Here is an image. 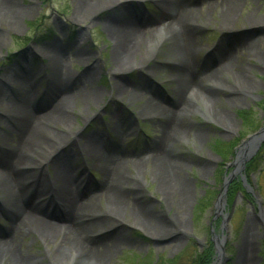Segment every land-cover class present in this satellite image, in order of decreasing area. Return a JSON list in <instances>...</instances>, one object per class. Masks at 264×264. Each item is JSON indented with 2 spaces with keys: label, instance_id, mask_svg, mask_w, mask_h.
Wrapping results in <instances>:
<instances>
[{
  "label": "rangeland",
  "instance_id": "1",
  "mask_svg": "<svg viewBox=\"0 0 264 264\" xmlns=\"http://www.w3.org/2000/svg\"><path fill=\"white\" fill-rule=\"evenodd\" d=\"M180 1L195 8L185 23L189 70L201 80L193 93L181 90L184 32L165 18L176 0H0V91L19 97L0 116V156L22 150L18 174L33 182L16 200L13 185L0 183V229L15 232L22 260L12 263L0 250V264H194L216 223L225 256L216 253L213 263L238 264L245 239L251 264H264V163L248 176L254 200L240 192L220 210L218 177L234 158L221 160L210 146L219 140L228 152L257 132L244 130L238 110L253 108V119L263 118L264 0H237L228 21L206 0ZM127 22L141 35L121 45L116 32ZM216 56L221 69L203 81ZM35 114L46 117L36 122ZM27 121L35 133L22 142ZM106 157L115 163L108 170ZM162 159L171 164L160 167ZM214 189L212 205L198 213L195 206ZM89 191L85 203L94 204L71 223L93 226L83 239L100 251L82 263L68 229L45 232L37 220L52 215L69 225L54 200L79 205ZM105 191L120 202L108 203Z\"/></svg>",
  "mask_w": 264,
  "mask_h": 264
},
{
  "label": "bare ground",
  "instance_id": "2",
  "mask_svg": "<svg viewBox=\"0 0 264 264\" xmlns=\"http://www.w3.org/2000/svg\"><path fill=\"white\" fill-rule=\"evenodd\" d=\"M178 1V6L176 9H174L172 12L170 13H166L165 18L170 20V24L172 23H176L179 24L182 27V30L184 32V34L182 35V38L184 36V39H182V42L180 43L181 46V50L183 52V56L185 58V63H184V67L182 68L184 71V78H183V84L181 85V90L185 89L187 91V93H193L194 91H199V89H197L200 85L199 82H201V80H197V77L192 75L193 72H191L189 70V46H190V38L186 33V25L185 23L194 15L195 13V8L194 5L188 4V3H184L180 0H176ZM209 4L210 8H218V6L221 8L220 12H221V17L225 18L223 20L228 21L232 15L230 16L231 11L234 9V7L236 6V1L237 0H206ZM0 6H2V3L0 2ZM167 25V26H168ZM118 29V28H116ZM116 34L118 35L119 41L121 45H128V44H132V43H137V39L140 38L139 35H141V30L140 27L136 26L135 24H130L125 27H120L118 29V32H116ZM137 47V46H136ZM79 53H82V51H79ZM219 60V61H218ZM222 67V60L220 58H218L216 56V62H214L209 68H207L206 70H203L202 73H204V78L203 81H209L210 79L213 78V75L218 72ZM92 71L95 72L96 68L91 69ZM20 86L23 84V82H19ZM30 84H33V81L30 82ZM25 85V83H24ZM29 93V92H28ZM3 97L5 99H7V103H5V100L3 99ZM2 101H0V116L6 114L7 112L10 111V106L13 103V101L17 100V97H15L14 94L10 93V92H5L1 98ZM11 102V103H10ZM58 104H60V102H58ZM5 105V106H4ZM50 115V114H49ZM46 115H41V114H35L34 115V121L38 122L39 120H41V118ZM23 130L26 131V133L22 134L21 140L26 141L27 139H30V137L35 133V126L27 121L24 125H23ZM22 150L19 151L16 154H6L3 156H0V183H9L10 185H13V187L15 188V194L14 195V199L16 200L20 195L23 194V191L25 190V187L27 189V187L29 185H33V182H29L28 179L26 180V178L19 176L18 171H17V166L19 165H23V163L19 160H17V156L21 155ZM20 158V156H19ZM21 162V163H20ZM102 165L105 166V169L108 170L111 169L113 167L114 160L111 157H106V158H102L101 160ZM160 167L161 165L164 167H168L171 162L169 161H163L160 160ZM163 170V168H162ZM168 171V170H167ZM166 175L167 173L164 172ZM164 175V176H166ZM170 176L167 175L166 176V180L168 179V181L170 180V182L175 181V177H168ZM63 180H66V177H63ZM164 181V180H163ZM43 183V181L41 182ZM67 183H69L68 179H67ZM105 183H103L102 185H104ZM173 184V182H172ZM177 186L175 187L176 190L178 192H181L180 195V201H182L183 198V191L184 188L181 184H176ZM66 189V188H65ZM90 190V189H88ZM99 191H101V187H97L94 191L91 197H94L95 195L99 194ZM106 192V191H105ZM109 196L110 201L108 200V203L113 202L114 203H119V199L118 196H116L115 194L106 192ZM90 198V191L87 192L86 196H85V200ZM95 198H92L90 201H88L87 203L83 202L81 204H79V206H77V204L75 202H71L70 207L67 208H63L61 211L64 212H68V211H76L75 213H71L67 216V221L70 223L69 225H61L58 224L57 222L51 221L50 219L47 218H40L37 220V223L42 226V230L47 232L48 229H53L56 227H62V228H66L70 231L71 234H73V236H69V241L71 242H75V240L77 241V245L78 247H80V250L84 253L83 259H82V263H93L92 259L95 258V256L99 253L100 249H97L95 247H93L90 242L88 240L85 241V239H83V237L88 234L89 231L93 230V226H84L83 228H80L76 225H73L71 223V220L76 219L78 217L81 216V213L83 212V210L85 208H90L91 205V201H94ZM129 202V200H127ZM79 208V209H78ZM49 211L52 208H48ZM135 214V216L139 217L141 219V209L140 208H133V210ZM15 216V213L14 215ZM13 216L11 217V219L13 218ZM17 219L19 217L15 216ZM24 216L21 217V219H23ZM16 220V219H15ZM12 223L15 221H11ZM154 222V220L152 221ZM160 232V231H158ZM162 234V232L160 233ZM15 232L9 230L8 228L4 231L2 229H0V250H5L6 252H8L11 256V260L12 263H20L22 262L21 260V256L20 253L17 251V247L15 246L16 240H15ZM67 238V239H68ZM73 238V239H71ZM244 243H245V251L244 253L241 255L240 260L238 261V264H251V246L248 243V241H246L244 239ZM0 251V252H1Z\"/></svg>",
  "mask_w": 264,
  "mask_h": 264
},
{
  "label": "trees",
  "instance_id": "3",
  "mask_svg": "<svg viewBox=\"0 0 264 264\" xmlns=\"http://www.w3.org/2000/svg\"><path fill=\"white\" fill-rule=\"evenodd\" d=\"M258 105L261 107V109L263 110V113H264V99L261 102H259ZM237 114L242 118L244 130L246 132L256 131L257 129H259L260 125L262 124L259 120L255 121L253 119V111L251 109L238 110ZM235 143H233L231 146L232 150L229 149L228 152L226 149H223L222 143L219 140L212 141L210 143V146H211V149L216 154L221 156L224 160H228L230 158V156H233L235 153L234 152ZM230 151H231V153H230ZM263 154H264V145L262 147L261 153L259 155H257L256 157H254L253 159H251L246 164V170H245L246 174H250L259 168ZM220 175L221 176L219 177V180H218L219 184H221L223 181V171L220 172ZM239 191H242L243 193H245L246 196H249L246 187L243 185V180L241 177L233 180V182L230 185L229 192H228V200H229L230 205H232V202L235 198V195ZM209 192H210L209 195H213V197L211 198V196L210 197L207 196V198H202L201 200H199L198 204L195 206V210L198 213L205 212L208 209V207H210L212 205V200L214 199L215 195L218 194V190H215V189L211 190ZM195 255L196 256H195V259L193 261L194 264H211L213 262V259L215 256V249H214L213 242L209 241L208 246L204 250V252L199 253V254H195ZM178 260H179V258L175 259V260H168V261H166V264H177Z\"/></svg>",
  "mask_w": 264,
  "mask_h": 264
},
{
  "label": "water",
  "instance_id": "4",
  "mask_svg": "<svg viewBox=\"0 0 264 264\" xmlns=\"http://www.w3.org/2000/svg\"><path fill=\"white\" fill-rule=\"evenodd\" d=\"M264 140V128L262 130H260L259 132H257L256 134L250 136L249 140H247L244 145H248V143L250 142H255V146L253 147V152H251L249 154V152L247 154H245V156L243 157L242 161V167L243 168L245 166V162L255 153V150H257L261 144V142ZM241 168L236 171L237 173L240 172ZM229 182H227V184H225L224 186V192H226L227 190V186H228ZM218 252L220 254H223V246L221 244V247L218 249Z\"/></svg>",
  "mask_w": 264,
  "mask_h": 264
}]
</instances>
